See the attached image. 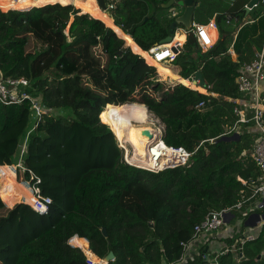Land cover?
I'll use <instances>...</instances> for the list:
<instances>
[{
	"label": "trees",
	"instance_id": "1",
	"mask_svg": "<svg viewBox=\"0 0 264 264\" xmlns=\"http://www.w3.org/2000/svg\"><path fill=\"white\" fill-rule=\"evenodd\" d=\"M27 1L39 7L0 10V73L26 79L31 97L50 111L29 135L17 169L18 180L50 203L38 212L20 202H30V190L6 167L19 164L32 128L31 103H0V264H90L84 243L100 260L113 252L110 264H181L182 244L211 212L244 202L232 214L233 222H245L260 201L252 185L259 170L249 153L258 130L251 121L238 125L239 139L221 138L236 134L228 132L241 107L230 100L245 99L236 79L262 46L264 5L247 14L251 0H230L216 18L219 39L207 52L188 33L172 71L191 82L201 72L209 91H200L161 82L169 69L147 53L171 35L178 16L168 12L180 8H165L170 0H114L111 27L93 8L83 13L84 3L80 14L64 0H0V7L21 10ZM208 3L195 2L199 24L207 25L217 9ZM184 41L179 33L176 42ZM126 44L131 48L123 50ZM127 104L147 107L165 126L163 141L193 153L189 164L158 174L125 164L113 132L121 140L119 112ZM242 233L226 239L227 248ZM205 249L183 264H204ZM242 252H228L219 264H264V229Z\"/></svg>",
	"mask_w": 264,
	"mask_h": 264
},
{
	"label": "built area",
	"instance_id": "2",
	"mask_svg": "<svg viewBox=\"0 0 264 264\" xmlns=\"http://www.w3.org/2000/svg\"><path fill=\"white\" fill-rule=\"evenodd\" d=\"M9 1H13L15 3H21L24 2L25 0H9ZM260 3L264 5V0H260ZM56 4H61V3H56ZM71 6H73L76 10H78L74 5ZM33 7H39V6H29L21 10L18 9L4 10L0 7V10L6 13L9 11H25ZM107 10L110 11L111 14L113 15L114 11L116 10V5L114 4V0H106V10L101 9V11L106 13ZM78 12L80 14V10H78ZM176 15L177 14L174 12L173 16ZM262 16L264 17V10L262 12ZM226 23L227 25L233 24L232 18L230 16H228ZM216 29H217L216 21L211 20L207 25L193 24V26L189 31H187V33H192L197 39L200 48L204 52H207L209 49H211L214 46V40L213 37L211 36V30H216ZM169 45L171 44L156 46L147 53L151 55V58L155 62L167 67V65L173 64V62L179 55V53H175L173 51V48L175 47L177 48V46L182 47V45L178 42L172 44L171 46ZM230 52L232 54L234 53L231 50ZM193 82H195V84H197L198 86H200L201 84L199 80L195 79V77H193ZM263 82H264V36H263L262 46L257 51L254 60L251 63L245 64L241 68L240 74L236 79L238 92L242 96H244L245 99L230 100L233 101L235 104L239 105L241 108L235 109L234 112L237 116H239V120L237 121L236 126H234L228 132V134H234V132L235 133L238 132L237 130L239 124H247L251 121H254L255 126L258 130V138L256 140L253 152H251V154L253 161L259 170V177L255 182L252 183L254 189L253 197L259 196L260 201L256 203L253 209L248 210L249 217H251L253 214H259L261 217L264 215V204H263L264 203V91L261 90V84ZM29 85L30 84L26 79H10V78L5 79L0 73V103L1 104L3 105L23 104L24 101L26 100L30 101L31 103L32 128L27 133L26 140L20 149V159H19V164H17L18 167H21V162L23 155L25 154L26 151V144L29 135L36 129L37 123L43 118V116L50 114V111L46 108L45 105H43L37 99L31 97L28 91V88L30 87ZM204 95L211 96L209 94H204ZM203 106L204 103L202 102L199 104L197 108H202ZM249 112L252 114V117H249ZM147 125L154 132L155 140L152 143L148 142V150L145 160L148 161L149 165L146 164L145 167H140L139 165L132 164L130 162L134 154L132 147L129 144L123 143L121 140H119V138H117V135L110 128V130L114 133L116 137L119 148L122 150L123 162L125 164L156 174L167 170H173L180 167H185L189 164L193 156V153H190L188 150L182 147L177 148V147L168 146L163 141L165 126L156 116L149 115V120L147 121ZM246 154L247 153L244 152V155ZM138 163L141 162L138 161ZM238 181L242 182L244 185H247V183L244 180H242L240 177H238ZM34 189L37 190L36 194L33 193L34 196H36L40 200V202L44 205L45 210L38 209L32 204H30V206L38 212H46L47 204L50 203V200L42 199L40 196L39 189H36L35 187ZM243 205L244 202H240L231 209L211 212L209 215L206 216V218L200 224L196 225L192 240H190L188 243L182 244L184 253L181 264L186 262L188 258L193 257L196 254H199L201 249L204 247H206L205 250H207V252L204 253L205 255L204 264H219L220 257L227 254L230 251L239 252L240 257H242L243 256L242 250L244 245L247 242L255 241L263 231L264 229L263 218L257 223L255 228L253 229L248 228L250 229L249 233H242V236L239 237V240L236 243V245H234L231 248L228 247L223 251H221L220 253L210 252V250L207 249L208 248L207 246L209 244L207 242L201 243L200 241L203 236L217 239L218 236L222 234V232L225 233L224 236L225 240L228 238H233L235 235L241 233V232L229 233L226 229V226L233 223V220L235 219V216L232 214V210L241 211ZM242 224L245 226V222H242ZM70 244L74 246L71 243V240H70ZM196 244L199 247V251H197L195 255H189L190 251ZM224 244L227 247V244L226 243ZM82 250L87 255V258L90 259V255L93 254L91 250L90 249H88V251H85L84 249ZM90 260L91 261H88L90 264H97L94 260L92 259Z\"/></svg>",
	"mask_w": 264,
	"mask_h": 264
},
{
	"label": "bare ground",
	"instance_id": "3",
	"mask_svg": "<svg viewBox=\"0 0 264 264\" xmlns=\"http://www.w3.org/2000/svg\"><path fill=\"white\" fill-rule=\"evenodd\" d=\"M33 1H40V0H33ZM47 1L51 2L53 0H47ZM27 2H29V4H32V2H30V1H27ZM64 2L66 5H74L76 8H77L79 3H84L83 9H81V11L83 13L90 14L87 11L93 8L94 12L98 13L101 16L103 15L106 18V21H107V24L109 27H111L112 24H114V17L112 15H109L107 13L102 12L100 7L96 3V0H64ZM130 42H131V39H129L128 45ZM169 46H171V45H169ZM149 56H150V59L153 60L151 58L150 54H149ZM155 63H157V62H155ZM176 82H178L182 85H185V86H189L192 89L198 88L200 91L203 89L202 87L198 86L194 82H191L189 80H184L183 78L178 79ZM212 96H215V94L212 93ZM140 108H137L136 106H133L132 104L124 105V108H123L124 110L122 109L120 111L121 117L119 118V120L124 121L121 124L122 126L120 127L124 133V137L121 135V141L123 143L129 144L133 149L134 154H133L132 159L130 160L131 163L137 164L140 167H145L146 164L149 165L148 161L145 160V158L147 156L148 142L149 141L146 138H143L140 135V132H141V130H151V129L147 125V121L149 120L148 109H145V108L140 109ZM146 110L148 111L147 114H145ZM125 123H127V125L123 126V124H125ZM127 126H129V127H127ZM125 132H126V135H125ZM138 161L141 163H138ZM102 262L100 264H103Z\"/></svg>",
	"mask_w": 264,
	"mask_h": 264
},
{
	"label": "water",
	"instance_id": "4",
	"mask_svg": "<svg viewBox=\"0 0 264 264\" xmlns=\"http://www.w3.org/2000/svg\"><path fill=\"white\" fill-rule=\"evenodd\" d=\"M195 2L196 0H170L168 2L167 5H165V8L170 9L173 6H177L179 7L181 10H184L183 13L181 15L177 14L176 16H178L176 18V21L173 23L172 25V32L171 35L166 38L161 45H168V44H172L173 42V37L176 33V30H178L180 25H184L186 27L187 30H190L192 25V17H193V13H194V9H195ZM97 3L99 5V7L102 10H106V0H97ZM260 3V0H251V2L249 3V5L246 7V12L247 14H249L255 7H257ZM107 14L111 15L110 11H106ZM109 28V27H108ZM67 35L69 34V32H65ZM127 48H131L130 46H125L123 48V50L127 49ZM182 47L177 46V48H173V51L175 53H181ZM195 79L200 81V86L202 88H204L205 90L209 91V86L206 84L201 72H197L195 75ZM195 83V82H194ZM140 135L143 138H146L150 143H152L155 138H154V132L152 130H141ZM240 138V134L236 133L234 134L232 137L229 136H224L221 138L222 141H232V140H236ZM251 154V152H249ZM264 204V203H263ZM264 219V215L261 217L259 214H253L251 217H249L246 221H245V227L247 228H255L257 223L261 220ZM104 234L105 236L107 235L106 230H104ZM207 250L204 251V253H206ZM95 256V255H94ZM96 257V256H95ZM97 258V257H96ZM100 260V259H98ZM115 260V255L113 252H110L109 255L104 259V260H100L103 264H110L111 262H113ZM97 263V262H96ZM98 264V263H97Z\"/></svg>",
	"mask_w": 264,
	"mask_h": 264
},
{
	"label": "rangeland",
	"instance_id": "5",
	"mask_svg": "<svg viewBox=\"0 0 264 264\" xmlns=\"http://www.w3.org/2000/svg\"><path fill=\"white\" fill-rule=\"evenodd\" d=\"M5 1H7L8 3H12V1H9V0H5ZM30 6H31V4H30ZM4 10H9L8 8H4ZM68 31V30H67ZM66 31V32H67ZM34 45V44H33ZM32 45V46H33ZM36 46V45H35ZM126 46H127V44H126ZM38 48L40 47L39 46V44H38V46H37ZM167 67H169L168 69H169V76H166V78H164V77H162L161 76V79H160V81L161 82H164L165 84H175V83H178V82H176L178 79V75H176V74H174V72L171 70V69H173V64H170V65H167ZM160 75V74H159ZM179 84V83H178ZM124 108V106L122 107V109ZM147 108V107H146ZM124 110V109H123ZM149 111V110H148ZM143 114V113H142ZM56 115H59L58 113H56ZM149 115H154V114H152L151 112H149ZM155 116V115H154ZM121 117V115H120V112H119V118ZM138 120V119H137ZM124 121L122 120H119V127H121L122 125V123H123ZM124 125H127V123H125V124H123V126ZM127 127H129V126H127ZM109 128H110V126H109ZM120 130H121V128H120ZM127 132V131H126ZM126 132H125V135H126ZM114 134V133H113ZM121 135L124 137V133H123V131L121 130ZM131 162V161H130ZM132 164H134V163H132ZM6 167H8V169L10 170V172L15 176V178L17 179V181L18 182H20L21 184H23L27 189H29L30 190V197H29V200H30V202L28 203L25 199H22L20 202H25V203H27V204H32L33 206H35L36 208H38V209H41V210H45V208H44V206H43V204L40 202V200L36 197V196H34V194L33 193H37V190H35L34 189V187L29 183V182H26V181H20V180H18V177H17V174H18V172H17V169H18V166L16 165V166H6ZM0 179H1V176H0ZM0 188H1V183H0ZM1 197V196H0ZM2 199V198H1ZM4 202V201H3ZM6 204V203H5ZM7 205V204H6ZM8 206V205H7ZM10 207V206H9ZM242 227H243V224H242V222L240 221V219H238V220H236V221H234L233 223H231V224H229V225H227L226 226V229H227V231L229 232V233H239V232H241V231H245V232H249L250 231V229H248V228H245V229H242ZM224 239V236H220V237H218L217 239H213V238H209V237H205V236H203L202 238H201V243H203V242H207L209 245H208V247L210 248V252H212V253H220L221 251H223L224 249H226L227 247L225 246V244L224 243H226V241H223L222 242V240ZM197 245V244H196ZM196 245L192 248V250L190 251V253H189V255H195L196 254ZM75 247V246H74ZM83 249L85 250V251H88V249H89V246H88V244H86V243H84V245H83ZM96 259V260H95ZM94 260H95V262H97L98 264H100L101 263V261L100 260H98V258H96V257H94ZM88 261H91L89 258H88Z\"/></svg>",
	"mask_w": 264,
	"mask_h": 264
},
{
	"label": "crops",
	"instance_id": "6",
	"mask_svg": "<svg viewBox=\"0 0 264 264\" xmlns=\"http://www.w3.org/2000/svg\"><path fill=\"white\" fill-rule=\"evenodd\" d=\"M208 4H210V6L211 7H213V8H217L216 10H214V14H212V17L209 19L208 17L210 16V13L209 12H205V14H204V12H203V17L205 18V19H209L210 21L211 20H215L216 21V18L218 17V15H220L221 13H223V11L225 10V8H226V6H228V5H231V1L230 0H208ZM197 8V7H196ZM177 12H175V11H169L168 13V16L170 17L171 15H172V13H176V14H178V13H180L181 12V14L183 13L180 9H177L176 10ZM184 11V10H183ZM112 15V14H111ZM113 17H114V22H115V20H116V18H115V16L114 15H112ZM175 17V16H174ZM201 17H202V15H201ZM193 24H199L198 23V21H197V16H196V9L194 10V14H193V17H192V23H191V25L193 26ZM228 28H230V27H228ZM187 31H189V30H187L186 29V27L184 26V25H180L179 26V28H178V30H176V34H175V36H174V39H173V42H172V44H175L176 43V36L179 34V33H183L184 35H185V41L181 44L182 45V48H183V46L185 45V43H186V41H187V35H188V33H187ZM211 36L213 37V40H214V45L217 43V41H218V39H219V31H218V29H216V30H211ZM130 37V36H129ZM131 38V37H130ZM132 39V38H131ZM133 40V39H132ZM232 51V50H231ZM230 52V51H229ZM233 52V51H232ZM230 54L232 55V57H233V59H234V61H236L237 60V55L235 54V53H231L230 52ZM169 68V67H168ZM172 70V69H171ZM178 79V78H177ZM261 90L262 91H264V82L261 84ZM215 98H218L217 96H214ZM133 106H136L137 108H140L141 106H138V105H133ZM142 109H144L145 107H141ZM140 108V109H141ZM145 109H147V108H145ZM148 113V111L146 110L145 111V114H147ZM255 207V206H254ZM254 207H251L250 209H253ZM249 209V210H250ZM243 233H249V232H245V231H242ZM220 236H225V233H223L222 232V234H220ZM220 236H218V237H220ZM223 241H226L225 239H223L222 240V242ZM205 245V244H204ZM201 246V245H200ZM208 247V246H207ZM208 250H210V248L208 247L207 248ZM197 251H199V247L196 245V253H197Z\"/></svg>",
	"mask_w": 264,
	"mask_h": 264
}]
</instances>
